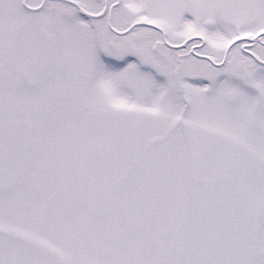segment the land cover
Instances as JSON below:
<instances>
[{
	"label": "snow or ice",
	"instance_id": "1",
	"mask_svg": "<svg viewBox=\"0 0 264 264\" xmlns=\"http://www.w3.org/2000/svg\"><path fill=\"white\" fill-rule=\"evenodd\" d=\"M0 264H264V0H0Z\"/></svg>",
	"mask_w": 264,
	"mask_h": 264
}]
</instances>
